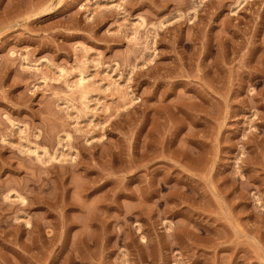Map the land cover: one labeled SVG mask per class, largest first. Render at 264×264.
<instances>
[{
  "label": "rangeland",
  "instance_id": "1",
  "mask_svg": "<svg viewBox=\"0 0 264 264\" xmlns=\"http://www.w3.org/2000/svg\"><path fill=\"white\" fill-rule=\"evenodd\" d=\"M0 264H264V0H0Z\"/></svg>",
  "mask_w": 264,
  "mask_h": 264
},
{
  "label": "bare ground",
  "instance_id": "2",
  "mask_svg": "<svg viewBox=\"0 0 264 264\" xmlns=\"http://www.w3.org/2000/svg\"><path fill=\"white\" fill-rule=\"evenodd\" d=\"M226 51H228V50H226ZM226 51H224V52H226ZM229 51H230V53H232L231 50H229ZM229 51H228V52H229ZM233 51H234V50H233ZM235 51H236V50H235ZM235 51H234V52H235ZM223 54H224V53H223ZM228 54H229V53H228ZM232 54H233V53H232ZM225 55H226V54H225ZM227 56H228V58H227ZM227 56H225V57H226L228 60H231V59H229V58H230L229 55H227ZM231 56H232V55H231ZM223 58H224V57H223ZM231 58H232V57H231ZM214 66H217V65H214ZM214 66H213V67H214ZM251 77H252V75H251L249 78H251ZM254 78H255V77H254ZM258 78H259V77H258ZM251 79H253V77H252ZM251 79H250V80H251ZM250 80H249V81H250ZM250 82H251V81H250ZM6 199H7V198H6Z\"/></svg>",
  "mask_w": 264,
  "mask_h": 264
}]
</instances>
